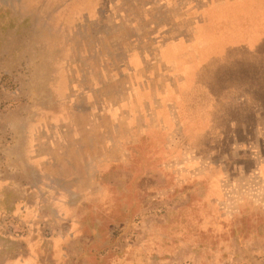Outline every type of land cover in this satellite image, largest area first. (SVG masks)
Returning <instances> with one entry per match:
<instances>
[{
  "label": "rangeland",
  "instance_id": "1",
  "mask_svg": "<svg viewBox=\"0 0 264 264\" xmlns=\"http://www.w3.org/2000/svg\"><path fill=\"white\" fill-rule=\"evenodd\" d=\"M75 1L0 0V179L22 189L4 192L0 238L17 250L21 201L53 227L67 231L57 211L77 219L66 264H264V120L228 128L253 125V105L264 119V17L232 28L247 33L215 35L222 50L203 42V62L179 71L160 48L198 36L197 19L182 17L199 1L156 7L157 24L173 30L156 35L147 0H117L139 34L73 15ZM131 48L146 63L131 62ZM215 75L217 91L225 80L236 89L216 106ZM41 182L51 193L29 192Z\"/></svg>",
  "mask_w": 264,
  "mask_h": 264
},
{
  "label": "crops",
  "instance_id": "2",
  "mask_svg": "<svg viewBox=\"0 0 264 264\" xmlns=\"http://www.w3.org/2000/svg\"><path fill=\"white\" fill-rule=\"evenodd\" d=\"M133 1L135 0H128ZM147 4L145 7V12L147 15V25L150 27L147 29L146 32L152 34H162V33H170L173 30L172 27L163 26L164 23L157 24L155 21L158 18V14L155 12V8L161 9H169L172 7V3L174 0H147ZM200 2L199 6H190L186 7L184 17L186 19H197L195 24L193 25V30H190V33L198 35L195 37L194 40L188 41L185 38H179L177 40H173L167 43L162 44L160 48L161 58H163L164 63L168 66L173 67L175 70H185L187 66H196L203 62L204 55H205V47L208 50L218 51L222 50L221 47V40L217 39L215 35H230L234 33H247L244 31L245 29L236 30L232 29L234 27H244L240 26L239 24L243 19L248 21H253L255 15L264 17V0H197ZM76 3L70 4L71 10H73V15H77L80 10L84 11L86 15L90 18V20L94 21V18L97 20L100 19L101 22L104 21V25L106 27H126L131 28V33H145V30H141L139 27V23L134 18V21L127 20L126 22L123 21V18L127 19V16H131L127 9L120 8V15L117 0H78L75 1ZM105 3L107 5L105 6ZM80 6H82L81 9ZM74 8V9H73ZM144 8V7H143ZM142 8V9H143ZM162 17L168 16L169 18H174L171 13L169 14H160ZM126 16V17H125ZM118 17H121L117 19ZM115 20V21H114ZM181 21V20H180ZM179 26L176 23L175 26ZM131 26V27H128ZM174 26V27H175ZM178 32H183L182 30ZM203 42H207V45H201ZM195 44H199L198 50L196 49L197 55L188 54L189 46H193ZM229 47L223 48L225 53L229 52ZM141 52L135 50V48L130 49L129 59L131 62L139 61L140 63H146V60L141 57ZM131 56V57H130ZM184 86L179 85L176 91L173 93L175 98L177 96H182V92L185 93V87L187 86V82L189 80H193V75H183L182 76ZM195 80V78H194ZM226 82L230 80H225ZM225 82V83H226ZM217 79L215 75V99L216 97H234L235 95V88L231 87V85L225 84L221 85L219 83V87H221V91H217L216 88ZM260 85V84H259ZM264 86V85H263ZM233 90V92H232ZM222 92V93H221ZM248 99L247 105H253L252 101H249L251 96L243 94ZM178 107L181 108L180 103ZM175 104V105H176ZM217 103L215 102V105ZM254 108H251V112L256 114L255 123L253 125H248L247 122H240V121H231L229 122L230 129H245V128H263V118L258 113L260 111L255 105ZM258 110V111H257ZM216 109H215V128H216ZM260 115V116H259ZM27 157V156H26ZM38 160H43V158H39ZM35 161V160H33ZM34 162L40 163V162ZM27 159L25 158V165L27 167L30 164H27ZM2 172V170H0ZM33 174L42 176L43 173L41 168H33ZM259 173L261 174V178L264 179V162L261 163L259 168ZM44 183V182H43ZM43 183H38L37 186H30L32 189H29V192L34 193H51L50 189H42ZM6 187L10 189H5ZM22 189H13L12 184L9 181L0 179V209L5 208L4 203V192H12ZM50 190V191H49ZM17 203V204H16ZM15 209L17 214L20 216V222L27 226L26 232L22 235H18V239L15 240L17 246L15 247L17 250L13 251L11 246L13 242L10 241L9 238H0V264H66V257L69 255L70 245L71 242L77 241L79 239V231L78 227L80 224L77 219H69L68 214L58 213L57 223L63 224L67 226V231L53 227V223L49 221L48 212H44V214H40L36 208H32L33 205L28 203L21 202H14ZM41 203H39L40 205ZM43 205V204H42ZM49 208L52 210V207L48 204ZM41 207V206H40ZM47 208V207H46ZM43 208V209H46ZM33 210V211H32ZM55 213V214H56ZM49 228V231H45ZM56 228V229H55ZM59 229V230H58ZM76 230V231H75ZM9 237V236H8Z\"/></svg>",
  "mask_w": 264,
  "mask_h": 264
},
{
  "label": "trees",
  "instance_id": "3",
  "mask_svg": "<svg viewBox=\"0 0 264 264\" xmlns=\"http://www.w3.org/2000/svg\"><path fill=\"white\" fill-rule=\"evenodd\" d=\"M229 83V85H231V83H233V81L231 82V80L230 81H228V82H226V84H228ZM260 86H262L263 87V85H264V83H262V81H260ZM248 85H252V84H248ZM222 97H216V99H215V102L218 104L219 102H217L218 100L217 99H221ZM228 98V97H227ZM216 104V105H217ZM215 105V106H216ZM215 109H216V107H215ZM217 122H218V120H217Z\"/></svg>",
  "mask_w": 264,
  "mask_h": 264
}]
</instances>
